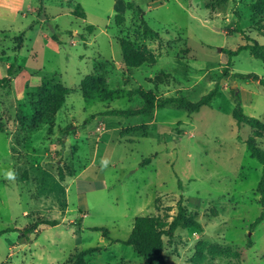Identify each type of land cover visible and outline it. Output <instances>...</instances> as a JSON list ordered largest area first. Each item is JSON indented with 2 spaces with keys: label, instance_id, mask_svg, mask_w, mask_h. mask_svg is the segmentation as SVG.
<instances>
[{
  "label": "rangeland",
  "instance_id": "374dc122",
  "mask_svg": "<svg viewBox=\"0 0 264 264\" xmlns=\"http://www.w3.org/2000/svg\"><path fill=\"white\" fill-rule=\"evenodd\" d=\"M131 1L121 23L115 0H5L0 7V77L9 63L16 67L12 86L0 88V264H66L93 245L99 248L86 264H141L120 240L138 215L170 220L180 198L203 228L164 236L170 264L196 252L204 264H264L262 164L247 148L252 128L231 115L238 97L246 114L264 120V86L234 74L264 77V66L248 50L227 53L246 36L264 43L254 0ZM77 4L85 17L74 14ZM121 38L150 48L156 62L127 68ZM90 73L104 84L85 98L80 82ZM50 80L69 89L51 132L46 121L31 125L26 95ZM217 82L211 102L193 113L177 105L110 113L142 106L140 90L197 101ZM257 143L264 150V136ZM44 219L59 224L21 231Z\"/></svg>",
  "mask_w": 264,
  "mask_h": 264
},
{
  "label": "trees",
  "instance_id": "16d2710c",
  "mask_svg": "<svg viewBox=\"0 0 264 264\" xmlns=\"http://www.w3.org/2000/svg\"><path fill=\"white\" fill-rule=\"evenodd\" d=\"M253 6L255 7V13L260 15L257 23L261 28H264V0H254ZM129 8H134L133 1L115 0L114 19L117 23H121L123 21V13ZM74 14L77 17L86 16L85 11L79 4L76 5ZM142 23L145 31L152 32V29L148 26L145 20H142ZM91 27L92 25L89 26V28ZM246 39L247 41L245 43L238 45L234 49H228V55L231 57L237 55L242 50H248L254 57L260 59L264 66V43H260L256 39L248 36H246ZM17 41V46L20 48V43L23 41L22 35L18 36ZM120 47L123 61L127 68L138 67L144 63L151 64L156 62V54L154 51L145 46L138 47L128 38L120 39ZM15 74V63L11 62L7 66L6 75L0 77V88L12 86ZM234 74L246 78L250 77L264 86V77L256 73L235 72ZM103 84L104 82L98 76V74L90 73L83 80H81L80 89L83 96L85 98H89L95 91L99 90ZM217 90L218 82L212 89L201 96L197 101H190L183 95H172L158 98L152 90H140L139 93L143 98L142 106L134 109L114 108L110 110V113L126 116L138 114L149 115L156 108L167 105H177L179 107L185 108L189 113H193L198 111L201 106L209 104ZM68 92V87H66L63 83L55 82L54 80L42 83L37 92H26V95H30L29 104L32 113L29 120L31 125L34 128H38L42 122L46 121L49 124L48 131L51 132L52 126L54 125V115L65 103ZM231 115L239 126L248 125L252 128V135L248 137L246 144L252 156L256 157L262 164V174L257 186V192L260 196V202L264 206V150L261 149L257 143V139L264 136V120L260 117L246 114L238 97L235 99V106L232 109ZM25 119H27L25 116L19 117V125H23V121ZM129 130L130 128H126V131ZM0 131L3 130L0 128ZM148 161L149 159L147 158L143 160L142 163H146ZM176 207L177 211L170 220L160 215L136 216L128 237L126 239L120 240L122 243L132 246L134 251L143 258V262L141 264H170L164 255V236H166L168 239H172L175 236V231L178 227H195L199 230L203 228L202 223L197 219V213L188 209L181 198L178 200ZM263 217L264 210L258 217V220H261ZM41 223L46 225H56L59 224V220L44 219L41 221H35L22 228L21 231L25 233H31L37 229ZM92 229L100 230L103 236L109 234V230L102 226H94ZM22 232L20 235H22ZM211 247L217 246L211 245ZM98 248V245H93L80 249L69 258L66 264H86V256L89 253L96 251ZM198 249H200V247ZM185 264H204V261L199 252H196L192 257L185 261Z\"/></svg>",
  "mask_w": 264,
  "mask_h": 264
},
{
  "label": "clouds",
  "instance_id": "9594fccd",
  "mask_svg": "<svg viewBox=\"0 0 264 264\" xmlns=\"http://www.w3.org/2000/svg\"><path fill=\"white\" fill-rule=\"evenodd\" d=\"M6 176H7V178H9V179H14V178H15V173H14V171L9 170V171L6 173Z\"/></svg>",
  "mask_w": 264,
  "mask_h": 264
},
{
  "label": "crops",
  "instance_id": "0c3cea01",
  "mask_svg": "<svg viewBox=\"0 0 264 264\" xmlns=\"http://www.w3.org/2000/svg\"><path fill=\"white\" fill-rule=\"evenodd\" d=\"M4 1H5V0H0V7L2 6V4H3ZM14 78H15V77H14ZM14 78H13V79H14ZM27 78H28V75H27L26 78H25V82L27 81ZM22 94H23V93L20 92V94L18 95V97H21Z\"/></svg>",
  "mask_w": 264,
  "mask_h": 264
}]
</instances>
